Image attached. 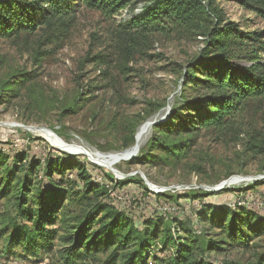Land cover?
Instances as JSON below:
<instances>
[{"label": "rangeland", "instance_id": "1", "mask_svg": "<svg viewBox=\"0 0 264 264\" xmlns=\"http://www.w3.org/2000/svg\"><path fill=\"white\" fill-rule=\"evenodd\" d=\"M210 1L242 32L262 31L264 42V19L241 0ZM147 5L137 0L107 15L76 4L71 13L53 17L35 31L0 35V147L42 161L49 156L61 164L76 162L85 166L89 180L100 190L89 202L69 188L65 208L70 217L65 223L59 217L54 247H40L36 254L10 243L17 192L9 190L0 199V264H124L109 253L66 262L65 238L75 226L72 218L104 202L130 210L137 221L143 218L140 215L161 214L181 230L182 241L195 244L193 260L200 258L205 240L211 239L223 248L206 253L214 263L264 264V229L248 246L231 247L208 220L223 209L231 214L228 225L238 214L247 216L244 227L249 234L264 228V96L248 101L227 130L158 135L173 126L172 120L177 122L175 111L187 112L186 99L205 93L187 78L203 77L196 68L205 62L200 56L208 36L207 31L183 26L166 32L131 26ZM216 20L210 16L206 28ZM258 47L246 41L226 52L241 66H250L255 55L264 64V49L255 52ZM146 126L139 150L124 156ZM159 136L185 142L189 148L179 160L162 162L158 158L163 151L156 145ZM26 177L35 187L41 180L21 169L13 186ZM72 188L84 191V183ZM206 203L209 208H203ZM171 256L154 249L147 264H169Z\"/></svg>", "mask_w": 264, "mask_h": 264}, {"label": "trees", "instance_id": "2", "mask_svg": "<svg viewBox=\"0 0 264 264\" xmlns=\"http://www.w3.org/2000/svg\"><path fill=\"white\" fill-rule=\"evenodd\" d=\"M136 1L0 0V35L12 36L23 30L35 31L40 25L47 24L51 18L71 13L76 4L113 15ZM144 1L148 5L140 17L130 22L131 26L144 31L162 32L173 26H183L207 31L205 33L208 36L207 47L200 56L205 62L196 68L203 77L190 75L187 78V82L192 81L196 88H202L205 93L186 99L183 110L187 112L179 115L178 110L175 111L173 119H177V122L172 120L173 126L165 127V134L160 132L158 135L167 137L173 132L192 134L203 128L227 130L231 119L244 109L248 101L264 96V64L255 55L256 60L251 61L250 66H241L238 61L235 62V56L226 50L252 41L259 45L255 49V52H259L264 49V42L260 39L263 32H242L239 25L220 16L221 11H216L210 0ZM241 1L247 9L255 11L257 16L264 19V0ZM210 16L217 20L208 29L206 26ZM158 138L157 149L163 151L158 159L162 162L179 160L189 148L185 142L161 140L160 136ZM21 169L30 176L38 174L41 180L36 187L28 177L22 184L13 186ZM74 170H77V178L72 179ZM80 181L84 183V191L78 188L75 192L71 186L78 185ZM69 188L76 196H80V200L89 202L90 195L100 191L89 180L85 166L76 162L61 164L49 156L42 161L36 156H26L25 152L11 154L0 147V199L7 196L11 189L17 192V216L12 218L8 233L10 243L24 245L32 254H36L40 247L52 249L60 231L59 217H63L62 223L70 217L68 208H65ZM34 193L35 196H32ZM205 207L209 208V204H204L203 208ZM229 215L231 214L223 209L216 210L208 220L214 228L220 230V234L225 236L226 243L231 247L248 246L253 237L264 229L260 226L249 234L244 227L247 216L243 218L233 214L228 225ZM140 217L143 218L137 221L130 210H121L106 202L71 217L75 226L71 228L72 233L65 238L68 241L66 262L84 260L93 254L96 257L101 253H109L115 261L124 260V264H147L156 249L171 252L169 264H238L214 263L205 257L206 253L223 249L220 245H213L211 239L205 240L200 258L193 260L195 244L182 241L179 236L181 230L173 222H165V217L158 213L149 218L143 215ZM196 241L201 242L199 239Z\"/></svg>", "mask_w": 264, "mask_h": 264}, {"label": "bare ground", "instance_id": "3", "mask_svg": "<svg viewBox=\"0 0 264 264\" xmlns=\"http://www.w3.org/2000/svg\"><path fill=\"white\" fill-rule=\"evenodd\" d=\"M147 126H149V124L147 125ZM147 126L146 127H144L140 132H139V134H138V136H137V139H138V143H137V145L136 146H134L133 148H131L129 151H127V152H125L123 155L124 156H133L138 150H139V146H140V144H139V142H140V139H141V137H142V135L146 132V131H148L147 129ZM141 143V142H140ZM119 158V157H118ZM121 158V157H120Z\"/></svg>", "mask_w": 264, "mask_h": 264}, {"label": "built area", "instance_id": "4", "mask_svg": "<svg viewBox=\"0 0 264 264\" xmlns=\"http://www.w3.org/2000/svg\"><path fill=\"white\" fill-rule=\"evenodd\" d=\"M139 8H140V7H139V6H137V7H136V11H140V9H139Z\"/></svg>", "mask_w": 264, "mask_h": 264}]
</instances>
